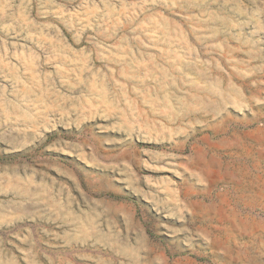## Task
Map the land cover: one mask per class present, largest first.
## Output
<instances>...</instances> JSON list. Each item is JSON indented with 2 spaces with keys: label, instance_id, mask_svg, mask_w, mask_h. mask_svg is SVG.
Returning a JSON list of instances; mask_svg holds the SVG:
<instances>
[{
  "label": "rangeland",
  "instance_id": "rangeland-1",
  "mask_svg": "<svg viewBox=\"0 0 264 264\" xmlns=\"http://www.w3.org/2000/svg\"><path fill=\"white\" fill-rule=\"evenodd\" d=\"M0 264H264V0H0Z\"/></svg>",
  "mask_w": 264,
  "mask_h": 264
}]
</instances>
